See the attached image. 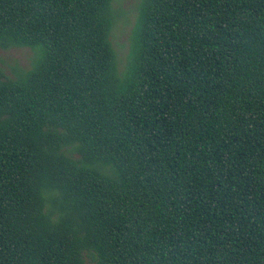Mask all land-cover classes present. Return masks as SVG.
Segmentation results:
<instances>
[{
	"label": "trees",
	"instance_id": "obj_1",
	"mask_svg": "<svg viewBox=\"0 0 264 264\" xmlns=\"http://www.w3.org/2000/svg\"><path fill=\"white\" fill-rule=\"evenodd\" d=\"M0 0V264H264V0Z\"/></svg>",
	"mask_w": 264,
	"mask_h": 264
},
{
	"label": "rangeland",
	"instance_id": "obj_2",
	"mask_svg": "<svg viewBox=\"0 0 264 264\" xmlns=\"http://www.w3.org/2000/svg\"><path fill=\"white\" fill-rule=\"evenodd\" d=\"M140 0H123L118 6L117 20L112 33V42L119 55L121 67L126 63L130 49V38L138 13ZM33 51L30 48L13 47L0 49V67L6 74L14 77L21 70L31 67Z\"/></svg>",
	"mask_w": 264,
	"mask_h": 264
}]
</instances>
